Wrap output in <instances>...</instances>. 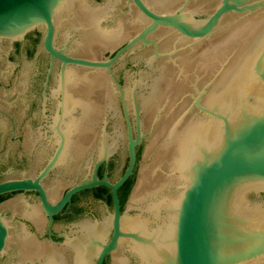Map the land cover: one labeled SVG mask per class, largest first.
<instances>
[{
    "label": "water",
    "instance_id": "1",
    "mask_svg": "<svg viewBox=\"0 0 264 264\" xmlns=\"http://www.w3.org/2000/svg\"><path fill=\"white\" fill-rule=\"evenodd\" d=\"M41 43L49 72L61 63L45 96ZM107 150L119 158L112 179L129 157L115 183L97 175ZM45 165L0 195L37 192L52 222L105 186L114 211L73 220L59 248L24 232L20 264H264V0H0V177ZM53 169L52 201L83 180L55 206L42 186ZM26 217L43 231L40 207ZM5 236L0 226V251Z\"/></svg>",
    "mask_w": 264,
    "mask_h": 264
},
{
    "label": "flooded vegetation",
    "instance_id": "2",
    "mask_svg": "<svg viewBox=\"0 0 264 264\" xmlns=\"http://www.w3.org/2000/svg\"><path fill=\"white\" fill-rule=\"evenodd\" d=\"M26 43L27 41L24 40L22 42H13V43L10 42L9 45L11 46L13 50L18 52L19 50H21L22 46H26ZM33 44L35 47L37 44H39V36L35 38V41L33 39ZM120 48H118L116 51L111 52L110 58H112ZM41 49L45 53V55L48 57V70L44 74V83H43V86H44L43 92L45 96L48 90L49 84H50V80L52 76L54 75L53 72L55 68L57 67V64L61 65V63L57 61L55 63V67L53 71L49 72L50 71V58H49V55L43 50L42 43H41ZM28 53L29 54L32 53L31 51H29V48H28ZM100 61H103V60H100ZM63 74L64 73L61 72L60 81H61V77ZM61 99H60V102H61ZM59 110H60V114L57 116V120L55 121V127H52V128L53 130H56V133L58 134V136H60L59 138L61 139V143H62L63 139L61 137V134H62L61 127L63 126V123H64V114L61 109ZM126 138H127V131H126ZM58 148L56 149V151L58 150ZM56 151L54 152V155ZM107 152L109 153L107 156L109 157V160L107 163H102L99 166L97 175L100 180H102L105 176H107V178L110 180L111 183H115L125 173L128 167V164H129L128 153L126 154L123 167L119 171L116 179H112V172H113L114 167L118 163L119 158L118 156L113 155V153L110 152L109 150H107ZM137 155H138V151H137ZM99 159L101 158L98 157L97 160ZM96 162L92 164L88 175H86L83 180L90 177V172L93 169ZM47 165H45L41 169V171L35 174L34 176L21 177L17 179L13 178V179H6V180L3 179V177H0V183L8 181V180H18V179L21 180L24 178H27V179L35 178L36 179L37 177H39V175L41 174V172L44 170V168ZM55 170L56 169H53L42 181L43 189L45 190L47 194L49 204L52 206L58 205L63 199V197L74 186L79 185L83 181L82 180L79 183L73 184L72 186L67 188L56 201H52L45 187V180H47ZM135 177L129 178L124 183V185L118 190L117 194H118V198L120 201V210L122 213H124V207H125L126 200L132 194ZM23 204L27 205L28 209L25 210L24 212H21L19 209L23 206ZM36 206L40 207L42 211V215L44 216V219H45V226H44L43 231H39L35 223L30 221L26 217L27 212L30 211L32 207H36ZM113 211H114V208H113V203H112V194H111L110 189L105 186H99V187L87 189V190L81 191L78 194L72 196L70 198V201L65 204L62 210L52 217V222L50 218L46 215L43 209L42 203L40 201V196L37 192L35 191L12 192V193L0 195V226L5 231V234H6L4 245L0 251V264H20L19 263L20 256L18 254V248L16 244L14 243V239L18 237L19 235H22L24 232H26V234L28 235H31L38 242H47L50 246L59 248L64 245V243L67 240V237L71 238L70 230L72 227H74L75 225L83 221H88L92 224L99 223V222H102L104 218H107V216L108 217L110 216V219H111ZM73 220H76L77 222L71 227L72 225L71 223ZM59 226H62L63 232L61 233L59 232ZM67 230H69V232H67ZM65 256H66L68 264H70L71 263L70 261H72L70 259V256L68 255H65ZM111 257L112 255L108 256L104 260L103 264H110ZM95 263H96V258L92 264H95ZM24 264H40V262L39 260H37L36 257L35 258L31 257L27 259Z\"/></svg>",
    "mask_w": 264,
    "mask_h": 264
}]
</instances>
